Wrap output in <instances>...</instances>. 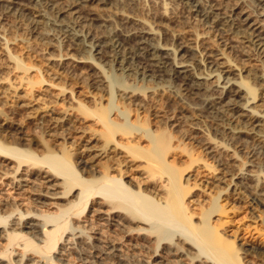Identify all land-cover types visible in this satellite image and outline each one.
<instances>
[{"label":"bare ground","instance_id":"6f19581e","mask_svg":"<svg viewBox=\"0 0 264 264\" xmlns=\"http://www.w3.org/2000/svg\"><path fill=\"white\" fill-rule=\"evenodd\" d=\"M8 17L13 18L9 24H23L39 41L45 39L52 49L60 48L62 42L73 49L78 54L77 62L100 73L91 83L106 82L108 102L93 110L78 103L80 113L92 115L96 120L93 122L99 123L98 129L91 126L88 129L101 140L100 149L93 150L88 141L77 148L80 152L91 150L94 152L91 157H100L94 165L93 161L91 165L82 163L78 167L74 161L76 153L68 146L57 151L44 141V152L38 156L16 140L3 141L0 134V158L16 162V171L23 162L43 164L48 168L45 171L48 181L62 179V195L70 194L73 189L76 192L72 193L74 199L68 200L57 212L40 215L43 218L39 223L40 244L26 235L22 237V231H16L24 227L19 214L18 220L11 223L13 228L4 231L6 245L22 237L24 249L48 257L47 253L62 233L75 230L72 220L77 219L86 202L91 203L96 197L111 213L121 214L125 231H146L153 235L154 255L161 244H171L175 238L195 250L190 252L187 248L184 254L192 261L201 260L200 264H255L244 260L245 254L253 252V246L244 248L243 243L224 238V232L218 229L224 221L221 217L212 218L213 213L224 210L219 203L221 186L218 192L213 191L215 194L209 187L201 188L198 193L192 191L198 184L190 182L210 178L213 166L201 162L199 169L190 173L185 170L200 159H191L186 167L169 159V132H164L162 126L153 130L148 124L153 118L154 84L146 102L138 97L139 92L137 97L134 95L137 89L147 88V81L164 77L168 82L167 91L173 93L176 101L195 109L194 116L198 119L205 112L224 139L234 141L249 155L250 160L240 163H235L230 155L229 162L236 164L237 174H233L247 178L246 183L248 179H263L260 173L253 175L249 167L264 165V0H0V26ZM103 47L109 53L107 57L102 56L106 53ZM9 56L16 68L28 70L17 56ZM26 78L30 88L44 81ZM129 78L134 82L129 84ZM136 80L142 83L136 84ZM114 88L120 91L117 96ZM130 105L136 111L133 118H130ZM142 111L146 113L144 118L139 116ZM63 117L51 118V129L56 133L78 130L72 142L81 141L87 132L71 125L70 119L62 125ZM158 117L164 118V124L174 125L169 123L170 118ZM1 131L6 134L8 130L5 127ZM249 140L252 146L246 143ZM217 144L208 148L218 160L225 149ZM224 166L211 176V186L215 188L223 183L239 195L241 182L234 181L235 175L229 174V167ZM206 192L209 196L201 197ZM260 196L264 203V190ZM6 221L0 217L4 226L8 225ZM47 224L51 225L50 229ZM2 255L8 256L6 249ZM178 261L169 262L178 264Z\"/></svg>","mask_w":264,"mask_h":264},{"label":"rangeland","instance_id":"374dc122","mask_svg":"<svg viewBox=\"0 0 264 264\" xmlns=\"http://www.w3.org/2000/svg\"><path fill=\"white\" fill-rule=\"evenodd\" d=\"M7 20L3 21L4 25L0 26V34L3 35V38H0V110L2 112L0 114V134L2 140L5 142L16 140L21 147H30L38 156H41L44 152V141L57 151L63 146H68L72 152L76 153L74 161L78 167L82 163L91 165L93 161L92 164H96L100 161V157H91L94 153L91 150L80 152L81 149L78 150L77 148L88 141L91 142L90 145H93V150L97 151L100 149L98 145L101 140L92 135L93 132L88 129L89 126L98 129L99 123L93 122L96 120L92 115L90 117L87 114L80 113L78 103L80 102L91 110L105 106L108 102L106 82L91 83L94 82L93 79H95L96 75L99 76L100 73L93 68L90 69L87 64L77 62L78 54L69 46H65L63 42L60 44V48L52 49L44 41L45 39L43 41L40 39L39 41L23 24L18 26L11 25L10 21L13 18L8 17ZM102 50L103 52L106 50V53H102V56L107 57L109 54L107 49L103 47ZM10 54L17 56L25 67H29L26 70L27 72L16 68L14 61L9 56ZM96 61L99 62L98 59ZM26 77L42 78L44 81L34 84L35 86L32 89L29 85L27 86ZM158 78H152L153 82H151L152 80L147 81V88L143 91L137 89L134 95V97H137V92H139L138 97L146 102V98L149 97V92H152L151 87L154 84L153 92L157 94L155 93L152 96L153 118L148 124L151 127L153 126V130H158L162 126L164 132L167 134L169 132L168 158L177 162V165L182 166L184 164L183 167H186L191 159H200L196 160L199 162L190 165L191 167H188L185 170L186 172H195L199 169L201 162L213 166L214 170L211 169L210 173H212L208 176L210 178L201 177L199 180L190 182L192 185H194L193 182L198 184L192 188V191L198 193L202 190L201 188L206 189L209 187L212 194H215L214 192H218L219 186H221L219 203L223 204L224 210L220 213H213V220L221 217L224 221L218 227L222 233L224 232V238L235 239L237 244L243 243L244 248L249 247V245L253 246V252L245 254L244 260H251L255 264H264V203L259 199L261 197L260 192L264 190V165L249 167L253 175L258 176L260 173L259 175L262 174L263 179H248L249 181L246 183L247 178L236 176V164L229 162L230 158L233 157L235 163H240L244 159L247 160L249 155L246 156L234 141L224 139L221 133L214 129L213 121L205 112L203 113L204 117L201 116L198 119L195 117L196 115L194 116L195 109L187 108L183 102L176 101L172 95L173 93H168L167 91L168 85L166 84L168 82L165 81L166 79L164 77ZM127 81L128 83L134 82L131 78ZM140 81L136 80L135 83L140 85L142 83ZM172 83L170 81V84ZM63 88L64 91L62 92L61 89ZM155 88L164 90V92L154 91ZM114 90L113 92L117 96L116 94H119L120 91L118 89ZM130 106V118H133L136 111L133 110V105ZM139 113L140 118H144L146 115L143 111ZM158 115L170 118L169 123L174 125L168 126L164 124V118L158 117ZM58 116L61 118L65 116L63 117L62 125L71 120V125L79 126L87 132L85 136H82L81 141L72 142L78 130L72 129L70 130L71 133L70 131L69 133L60 132L59 130L56 133L51 129L50 119ZM159 119L162 120L160 121ZM93 123L97 126H94ZM5 127L8 130L6 134L1 131ZM249 141L245 142L251 144L248 146H252V141ZM220 142L221 144H219ZM241 142L243 143V141ZM214 144L220 145L225 149L218 157H221L218 160L216 159L217 157L210 153V148H208ZM88 154L90 155L87 156ZM228 155L232 157H228ZM15 163L14 161L0 158V217L6 219V225L8 224L4 226L3 223H0V264H170L171 261L175 262L178 260H180L178 264H200L201 260L192 261L189 256L184 254L188 245L179 240L177 241L175 238L171 244L168 241H164L168 243L161 244L157 249L156 255H154L153 235L146 233V231H125L123 225L126 224L120 221L121 214L111 213L113 211L106 204H100V199L96 197H94L95 200L92 199L91 203L86 202L85 208L77 216V219L72 220L75 230H65L62 233L61 238L53 247L54 250L51 249L47 253L48 255L50 254L49 258L47 256L43 258L42 255L36 252L32 253L30 249H24L25 235L26 238L30 237L32 242L40 244L38 238H42V227L39 223L43 221L40 215L57 212L58 208L66 204L68 200L74 199L73 195L76 192L73 189L70 194L62 195V179L56 177L48 181L50 178L45 177L47 176L45 171L48 168L43 164L37 163L36 166L23 162L16 171L18 166ZM230 163L235 167L230 165ZM222 164L223 166L225 165V168L229 167V174L236 172L233 174L235 175L233 180L241 182L240 191L241 189L242 191L239 192V195L232 193L231 186L228 187L223 183L216 185L217 187L215 188L211 186V176L218 171L220 172L223 167ZM98 166L91 168L99 170ZM73 192L74 194H72ZM207 196H209L207 192L201 194V197L207 198ZM206 203L208 204L207 199ZM19 214L22 215L21 221L24 227H20L16 231H22L21 233L24 234L22 237L24 238L21 237L12 244L6 245L4 231H10L11 223L18 220ZM27 224H29L28 226L35 224V226L31 229ZM138 224L142 225L141 227L145 226L144 223ZM3 226L5 230H3ZM14 227L17 226L15 225ZM46 227L50 229L51 225L47 224ZM5 249L8 252V256L2 255ZM188 250L195 252L192 248H188ZM45 257L47 258L45 259ZM83 257H86V259H82Z\"/></svg>","mask_w":264,"mask_h":264}]
</instances>
